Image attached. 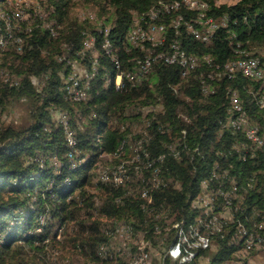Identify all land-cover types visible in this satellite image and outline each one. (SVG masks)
Masks as SVG:
<instances>
[{
  "label": "trees",
  "instance_id": "16d2710c",
  "mask_svg": "<svg viewBox=\"0 0 264 264\" xmlns=\"http://www.w3.org/2000/svg\"><path fill=\"white\" fill-rule=\"evenodd\" d=\"M45 1L65 13L69 0ZM82 1L98 3L104 12L108 8L105 22L89 36L77 24L64 26L57 36L55 21L49 27L35 24L30 29L16 28L12 20L18 19L8 15L10 12L4 14L10 17L14 39L0 50V69L9 70L10 74V78L0 77V108L10 101L25 99L32 106V121L22 128L0 130V264H50L48 246L65 247L67 243L87 263L112 264L109 258L98 256L99 246L107 240L103 232L107 221L125 223L135 233L144 231L146 241L152 240L153 244L167 233L170 237L164 247L168 249L177 241L180 228L197 225V208L192 202L203 188L211 190L214 198L211 212L221 202L231 210L232 220L223 224L220 233H210V245L198 249L190 261L170 263L165 256L161 264H253L236 255L245 249L239 231H251L255 224L264 223V142L263 146H255L245 135L248 126L258 128L259 134L264 135V116L256 99L264 88L240 74L230 79H211L207 76H214L215 69L206 65L195 71L197 74L181 77L179 67L157 63L135 86L128 85L127 80L124 90H116L105 82L104 72L114 78L117 70L101 49L103 32L110 29L108 39L117 47L123 68L135 69L133 55L125 52L122 37L134 14L149 11L160 0ZM204 1L209 7L207 15L224 18L226 26L218 28L208 45L191 38L181 26L177 38L186 51L208 54L214 65L244 57L234 51L237 42L250 57H258L254 48L264 51V0H239L232 5ZM170 29L169 39L173 36ZM5 33L6 24L0 18V36ZM89 38H94L96 58L101 63L90 81L88 98L74 102L65 96L64 81L70 72L67 62H86L85 69L92 70V53L79 55ZM203 84L208 87L207 92ZM231 91L246 112L248 126L240 131L229 125L236 118L230 103ZM127 102L158 103L161 110L149 120L144 139L136 142L135 146L141 140L134 158L125 160L128 132L115 123ZM60 112L69 115L77 142L70 158L64 128L54 116ZM101 153L114 158L112 165L105 167L108 174L111 172L110 178L121 169L126 174L133 172V176L125 184L103 182L99 176L96 182L97 174L92 170L98 169ZM42 215L46 216L45 223ZM69 223L72 234L65 233L64 241L58 243V227ZM164 227L168 228L166 232ZM200 230L205 231L202 227ZM115 264L126 262L118 259Z\"/></svg>",
  "mask_w": 264,
  "mask_h": 264
},
{
  "label": "bare ground",
  "instance_id": "6f19581e",
  "mask_svg": "<svg viewBox=\"0 0 264 264\" xmlns=\"http://www.w3.org/2000/svg\"><path fill=\"white\" fill-rule=\"evenodd\" d=\"M208 9H209L208 3L204 2V0H160L159 3L157 4V6H155L154 8H152L149 11H146L144 13L137 14L138 15L137 22H139V24H147V30H157V29H159V30H162V31H168V28H171L170 29V31H171L173 29V36L169 40L173 43V45H176V47L178 49V50H172V49L166 48V44L165 43H156V44L153 45V40H149L148 33H141L140 35H138L137 38H136V45H133L132 48L125 47L124 46V41H123V46L125 47V52L129 53V55L132 53V55H133V58L131 60H133L135 62L134 63L135 64L134 65L135 69H142L143 66L146 67V69L144 70V76L139 78L137 80V82H140L145 77H147L149 75V73L151 72L152 67H154L153 65L157 64V63L158 64L159 63H163L165 65L179 67L180 70H181V77H187V75H190V73H193V72L197 74V72H198L197 70L200 67H202L203 65L204 66L206 65L208 67H211V68L215 69V72L212 70L214 72V76L211 75L210 72H209L210 74H208V76H207V77H209L211 79L215 78L216 76L220 77V78L222 76H224V77L227 76V78L230 79V78H233L236 75L240 74V75H243V76L253 80L251 78V75H247V69L245 68L244 63L252 62V60H254V58H257V57L248 56V52H246L244 49L241 48V45H240L239 42H237L236 45L234 46V51L239 56L243 55L244 57H242V58L239 57V59L229 60L227 62H224L223 64H218L217 63L215 65L212 64V58H211L210 55H208V54H197V53L196 54L195 53L191 54V52L186 51L183 48V46L181 45L179 38H177L180 35V32H181L180 31V27L181 26H183L184 28H185V26H188V27H199V26H203V25H206L207 27H214V25L219 24V22L221 20H223V22H224V27L226 26V20L224 18L217 19V18H214L213 16L207 15V10ZM188 13H190L191 15H188ZM167 17H169L168 18L169 20L166 19ZM0 18L4 20L5 24H6L7 20L9 19V17L4 15V14H0ZM167 22H168V24H167ZM32 27H29V29L32 28ZM109 30H110L109 28H106L104 30V32H103L104 37H103V42L101 41V43H102L101 44V49L103 50L104 54L107 55V57H109L108 59H110V61L115 65L117 73L114 76V78H112L106 72H104V77L106 78L105 82H106V84H112L115 87L116 90H124L127 80H121V88L117 89L116 77L126 76L127 71H132V70L123 68V65L120 62L121 60H119V56H118L119 52L117 53V50H118L117 47H113L111 41L108 39ZM9 35H12V33L7 31V33H5V35H1L0 36V40L1 41H8ZM233 37H235V36L232 35L231 39H233ZM19 42H20V40H19ZM232 43H233V41H232ZM7 44H8V42H4V44H1L0 45V50L3 49V48H6ZM86 46L95 48V45L94 44L92 45L90 43H86ZM136 51L138 52V54L134 55V53ZM79 55H84V54L81 51ZM139 55L141 56L140 58H139ZM96 59H97L96 56H94V58H93L94 61H92V70L89 71V72L86 69L84 71H81V72L77 71V70H70V72L68 73V75L66 77V82H65V86H64L65 96L68 99H70V100H72L74 102H81V101H85L88 98V93H89L88 91H89V88H90L89 87L90 81H92V78L94 79L95 74H96V70L95 69L101 63L100 60L98 61V59L97 60ZM71 62L68 61L67 64L71 65ZM179 62H181V63H179ZM103 68L105 69V67H102V69ZM204 68H207V67H204ZM195 71H197V72H195ZM206 73H207V71H206ZM256 73L264 74V64L262 62H259V64L256 65ZM201 75H203V74H201ZM203 86H204L203 87L204 92H207L208 91V87L205 84H203ZM257 93H258V91H257ZM76 95H79V97H77ZM256 99H257V106H258L259 110H261V112H262V114L264 116V89H262L260 91V94L257 95ZM230 103H231L232 109L236 113H238L236 115V113L233 112V114H235L233 118H235V117L236 118L235 119H231L229 121L230 128L232 127L235 131L236 130L240 131L241 129L244 128V123L240 119V116L244 117V119L246 121V124H247L248 121H247V118H246V112L245 113L243 112L242 105H241V103H240V101L238 99V96L236 95L235 92H232V91L230 93ZM249 119L250 118L248 117V120ZM60 122H61V124H62V126L64 128L65 140L67 142L68 148L71 149L70 153H68L69 154V158H70L75 153V147H76V143H77L76 139H75V136H74L75 135L74 129H72L70 127L69 121L66 120L65 116H63V118L61 119ZM249 125H250V123H249ZM247 126H248V124H247ZM246 129L249 130V131H247ZM246 129H245L246 137L249 140H251V142L255 146L256 145L259 146V145L263 144L264 135H260L259 134L258 128L249 127L248 126V128H246ZM234 130H232V131H234ZM252 132H254L256 134H253ZM70 133L73 134L72 138H71V134ZM261 134H263V133H261ZM140 142H141V140H140ZM140 142L137 143V145L138 144L140 145ZM121 150H123V149H121ZM137 152H141V150L137 151ZM117 153H119V152H117ZM147 156H148V154H147ZM100 157H106V158L108 157V159H110V161H111V159H114V158H112L113 156H110V155L107 156L105 154H102ZM122 157H123V155H122ZM142 157H143V155H142ZM140 158H141V156H140ZM154 159H152V160H154ZM120 165L121 164H118V166H120ZM126 165L128 166L127 163L124 164V166H126ZM97 166H98V163H97ZM118 166H116V167H118ZM130 166L131 165H129V167ZM149 167H151V166H149ZM109 168H111V167H109ZM133 168H134V166H133ZM110 170H112V169H110ZM149 171L151 172V170H149ZM214 171H215V169L213 170V172ZM219 172H221V171L219 170ZM106 174H108V171H106V168L105 169L102 168V171L100 172V175H99V179L101 181H103V182H106L107 181V175ZM109 174H108V181H113L116 184H125L124 181H126L128 179V177H123V175L126 174V172L122 171V169L119 172H117V173H115V172L112 173L113 174V175H111L112 178H110ZM127 174H129V173H127ZM132 174H133V172H132ZM141 174H143V173H141ZM151 174H152V172H151ZM153 175H152V177H153ZM157 175H159V174H157ZM213 175H215V174L213 173ZM227 175H228V173H227ZM223 179H225V176H224ZM129 180L127 182H130ZM163 180L164 179H162V181ZM142 181H144V180H142ZM214 181H216V180H214ZM221 181H219V182H221ZM204 182L206 183V181H204ZM148 184H150V183H148ZM208 184H209V182H208ZM152 185L153 184H151V186ZM210 185H208V187ZM215 185H217V183ZM215 185L213 187H215ZM210 187L212 188V186H210ZM222 187L225 188L224 186H222ZM214 189L212 188V190H214ZM225 190H227V189H225ZM225 190H223V191H225ZM147 193H149V192H147ZM143 196H145L144 192H143ZM217 198H218V196H217ZM217 198H215V199H217ZM212 199H214L213 196L211 197V200H209L210 203L208 204L211 207H213V203L212 202H214V201H212ZM224 199L226 200V198H224ZM231 205H233V203ZM200 221L203 224V227L205 228V232H201L198 228H194L191 224H190V226H188V229L180 228V230L178 231V233H177V241L174 242V244L172 245V247H173L172 248V254L174 255L176 261H179V262L190 261L195 256L196 251L198 249L207 248L208 245H209V241H210L209 234L210 233H214L215 234L216 232L220 233L223 230L224 227L222 228V226L225 223V222H220L219 220H217V218H213V217H209L207 221L206 220L205 221L200 220ZM131 228H132V226H131ZM257 229H259L260 232L257 233L256 232ZM241 232L242 233L244 232V235L241 234ZM239 233L242 235L241 237H242V240H243V244L246 247H248V248L252 247L253 248V247L257 246V245H261L260 243H251L250 241L251 240L262 241V238H264V223L261 222L259 224H255L254 229L251 230V231H249L248 228H243L242 230L239 231Z\"/></svg>",
  "mask_w": 264,
  "mask_h": 264
},
{
  "label": "rangeland",
  "instance_id": "374dc122",
  "mask_svg": "<svg viewBox=\"0 0 264 264\" xmlns=\"http://www.w3.org/2000/svg\"><path fill=\"white\" fill-rule=\"evenodd\" d=\"M237 1L239 0H218L216 3H226L228 5H232ZM17 10L21 11L22 19L18 17ZM102 10L103 9L100 8L98 3H85L82 0H69L65 13L60 7L54 9L53 6H51L45 0H6L5 2H0V14H8V12H10V14L8 15H13V18L18 19L12 20V23L16 26V28L17 26H22L25 28L27 26L29 27L35 24H40L41 26L48 25L49 27V24L55 21V24L57 26V36L59 35L60 30L64 28V26L72 24L83 26L84 32L88 36L92 35V31L99 30L102 22H105L106 12L108 8L105 9L106 12ZM49 12L52 13L51 17L49 15ZM137 19L138 15L134 14L133 21L137 22ZM12 23L9 17L6 22V29L9 32H11ZM86 43H90L93 45L94 38H89ZM86 43L84 49L82 50L83 54L85 55L86 52L90 51L93 56H97V49L93 47H87ZM254 49H256V53L258 56L257 58L259 60H263L264 51L259 48ZM60 60H62V57H60L59 61ZM262 60L260 61L263 62L264 60ZM85 67H87L86 62H84L83 64H77L76 62L72 61L70 65V70H77L81 72L85 70ZM8 71L9 70L7 69H0V77H4L5 79L10 78V74L8 73ZM64 82H66V79ZM31 110V103L25 99L10 101L5 107L0 108V130L6 127L22 128L27 126L32 121ZM160 110L161 108L158 103L143 104L140 102H135L126 105L123 114H121L117 118V121L115 123L117 127L122 130H127L128 132L126 135V147L123 152V155L126 156L125 160L134 155V152L136 150V142L144 137L149 120H151L152 116ZM67 115L60 112L58 114L56 113L54 116L55 120L58 121L59 118L60 122L63 116H65L66 120L69 121ZM100 159L101 160L98 162V169L92 170L94 173L96 172L97 174V178H94L96 182L98 180L100 172L102 171V168H105L109 164L112 165V159L111 161L110 159H108V157H100ZM115 165L116 164H113V166ZM92 190H94V188ZM209 192H211V190H204L203 188L200 194L192 202V206L194 208H197L198 215L195 219L197 225L192 226L194 228H198L199 230L200 227L204 228L200 220L207 221L209 218L207 212H211L212 209V207L208 205L210 203L209 200H211V194ZM234 198L235 200L237 199V197ZM96 203L97 205H99V199L96 201ZM215 208L220 209L214 210V215L217 217V220H219L220 222H227L231 219V210L224 206L221 202H218ZM202 215H205L206 217L202 218ZM154 217L155 214H152V218ZM168 222L170 221L168 220ZM106 223L108 224V226L104 229L103 232L104 235L107 237V240L105 244H102L98 248V256L100 258H109L108 260L113 261L112 264H115L118 259H123L126 264H161L162 259L167 256L170 263L174 262L167 255V248L164 247V244L166 243V241L169 240L170 237V235H167V233L164 234V236L161 235V238H156V242L158 243L153 244L152 240L150 239V241H146L145 238L147 237L144 231L135 233L133 232V228H131V226L120 221L113 223H109V221H107ZM163 229L164 232L168 230V228L166 227H164ZM72 232L73 228L72 224L70 223L58 227L56 241H58V243L63 242L64 234L67 233L70 236ZM156 232L159 233L161 232V230H157ZM256 232L258 233L260 232V230L257 229ZM241 234L244 235V232H241ZM241 234L238 233L240 239H242ZM243 246L247 250L241 248L239 253H237L236 258H248V261L253 264H264L263 246L258 245L253 247V249L252 247H246L244 244ZM135 248H138L139 251L135 250ZM172 248L173 247L171 245V249ZM168 249H170V246L168 247ZM47 252L50 255V264H92L89 262H85L78 254V252L73 251L70 248L68 243L65 244V247H62L60 244H54V247L48 246ZM94 264L97 263L94 262Z\"/></svg>",
  "mask_w": 264,
  "mask_h": 264
},
{
  "label": "built area",
  "instance_id": "2783aa9c",
  "mask_svg": "<svg viewBox=\"0 0 264 264\" xmlns=\"http://www.w3.org/2000/svg\"><path fill=\"white\" fill-rule=\"evenodd\" d=\"M17 15H18V17L21 18L22 17L21 11L18 10ZM220 27H224L223 20H221L219 22V24L214 25V27H207L206 25L199 26V27L185 26L184 30H186V32L188 34H190L191 38H193L194 40H198V41L202 42V44L208 45L211 43L213 35L215 34V32ZM170 32H173V31H170ZM141 33H148L149 40H153V45L156 43H165L166 48H169L172 50H178L176 45H173V43L169 40V31H162L159 29L147 30V24H139V22H134V21H132V23L129 25V27H127V29L124 32V35L122 37L124 40V46L127 48H132L133 45H136V38ZM12 39H14V38H12V35H9L8 41H1L0 40V45L4 44V42H9ZM16 42L18 43L19 39H17ZM259 62H261L259 59L254 58V60H252V62L244 63V66L247 69V75H251V78L253 79V81L256 83H259V86L264 88V74L256 73V65L259 64ZM179 63H181V62H179ZM145 69H146V67L143 66L142 69H133L132 71H127L126 76L116 77L117 89L121 88V80H128V85L135 86L137 80L144 76V70ZM76 96L79 97V95H76ZM240 119L243 121L244 127L246 128V121H245L244 117L240 116ZM247 131H249V130H247ZM252 133L256 134L254 132H252ZM70 134H71V138H72L73 134L72 133H70ZM142 146H144V145H142ZM53 161H54V163H57V160L55 158L53 159ZM106 175H107V181H108V174H106ZM132 176H133V174H124L123 175V177H132ZM149 189H150V186L148 187V191H149ZM215 210H220V209L215 208ZM207 215H209L213 218H217L214 215V212H207ZM45 217L46 216L43 215V217L41 219V220H44V223H45ZM231 220H232V214H231V219L229 221H231ZM126 230H127V228H126ZM250 242L251 243H260L264 247V238H262V241L251 240ZM167 255L174 262L176 261V259L174 258V255L172 254L171 245H170V249H167Z\"/></svg>",
  "mask_w": 264,
  "mask_h": 264
}]
</instances>
